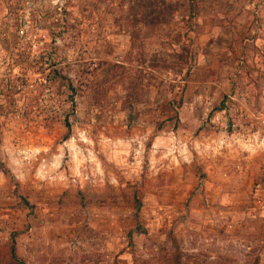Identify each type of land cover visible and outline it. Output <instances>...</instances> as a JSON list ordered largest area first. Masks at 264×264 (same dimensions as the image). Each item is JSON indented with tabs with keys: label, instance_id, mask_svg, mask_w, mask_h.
Wrapping results in <instances>:
<instances>
[{
	"label": "rangeland",
	"instance_id": "rangeland-1",
	"mask_svg": "<svg viewBox=\"0 0 264 264\" xmlns=\"http://www.w3.org/2000/svg\"><path fill=\"white\" fill-rule=\"evenodd\" d=\"M200 2L138 50L136 0H0V264H264V0Z\"/></svg>",
	"mask_w": 264,
	"mask_h": 264
},
{
	"label": "trees",
	"instance_id": "trees-1",
	"mask_svg": "<svg viewBox=\"0 0 264 264\" xmlns=\"http://www.w3.org/2000/svg\"><path fill=\"white\" fill-rule=\"evenodd\" d=\"M187 1V15L185 18V25L187 31H190V25L188 21L196 14L195 9V0H186ZM145 3L150 5L148 8H143L140 4ZM179 7L178 0H136L135 7H129L124 13L120 14L116 19L120 23V28L123 30L127 36V41L131 49L137 48L140 50L141 47L145 45V42L148 38L155 35L156 30L162 26L168 24L174 15L176 14ZM183 37L187 42L189 38L186 36V32L183 33ZM183 49H186V45H182ZM187 52V51H186ZM122 67L120 65H115ZM186 73L188 69L185 70ZM63 81V85L72 91V85L68 78ZM131 91L134 92L135 86L131 84ZM40 90L36 87H25V90L17 98L18 110L21 111L20 117H29L30 113L34 111L36 107L35 102L38 99ZM224 95L221 98V105L223 104ZM67 127V125H66ZM12 257L18 262L21 263V260L17 258L11 248Z\"/></svg>",
	"mask_w": 264,
	"mask_h": 264
},
{
	"label": "crops",
	"instance_id": "crops-1",
	"mask_svg": "<svg viewBox=\"0 0 264 264\" xmlns=\"http://www.w3.org/2000/svg\"><path fill=\"white\" fill-rule=\"evenodd\" d=\"M179 7L183 9V12L186 11V13L181 14L180 17H185L188 10L187 5L182 3L179 4ZM197 9L200 15L197 17H193L192 29L188 31L189 37H193L195 35L197 40L206 38L207 40H210L211 43H213L217 38V36L214 37V35L216 34L214 33V31L216 28L221 27V23H224V20L216 21L214 17L209 14L207 15V11L211 13V7L209 5L200 2L197 3ZM175 20L176 19L170 21L166 25H162L161 28L159 27L161 29V32L166 33V35L164 36V42H166V44L170 45L171 47H174V43L180 44L181 41L185 39L183 37V33L185 32V30L182 29V20H178V22H176ZM235 21L236 18L233 20V22L231 21V24H236ZM225 28L228 27H221V36L223 35ZM234 43L235 39L233 38L225 36V39H223L221 37V53L222 51L225 52L226 48L234 45ZM221 92H225L223 88H221Z\"/></svg>",
	"mask_w": 264,
	"mask_h": 264
},
{
	"label": "built area",
	"instance_id": "built-area-1",
	"mask_svg": "<svg viewBox=\"0 0 264 264\" xmlns=\"http://www.w3.org/2000/svg\"><path fill=\"white\" fill-rule=\"evenodd\" d=\"M256 21L257 20L254 21V24H256V26H255V32L258 33V32H261L263 30L264 24H263V22L257 23ZM249 41H252V39H250Z\"/></svg>",
	"mask_w": 264,
	"mask_h": 264
}]
</instances>
